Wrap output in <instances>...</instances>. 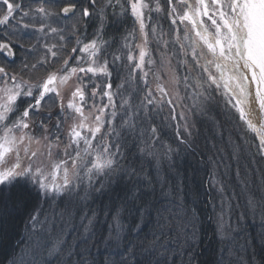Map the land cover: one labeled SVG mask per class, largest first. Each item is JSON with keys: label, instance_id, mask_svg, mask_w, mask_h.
Instances as JSON below:
<instances>
[{"label": "snow or ice", "instance_id": "1", "mask_svg": "<svg viewBox=\"0 0 264 264\" xmlns=\"http://www.w3.org/2000/svg\"><path fill=\"white\" fill-rule=\"evenodd\" d=\"M109 9L116 18L112 21L114 25L123 24L129 17L133 21L132 29L122 36L124 43L117 50H127L124 56L113 52L109 58L112 43L104 39ZM153 13L164 14L170 20L174 33L171 43L178 45L171 56L166 51L170 41L164 39L168 33L159 21L152 23ZM36 14L44 18L62 16L66 23L64 27L41 23L37 28L32 22ZM90 25L94 26L91 33ZM30 28L51 34L56 42L45 43L44 54L34 62L27 55L21 56L17 68L18 53L30 55L35 50V45L25 48L20 38L29 35L25 30ZM137 39L139 43L131 42ZM153 41L158 49L162 46L155 72L152 67L157 60L149 48ZM137 50L138 55H134ZM124 58L131 68V79L136 78L137 71L142 74L139 78L145 89L138 109H144V118L149 119L148 106L162 112L164 105H168V116L164 119L175 121L178 115L184 121L175 127L180 144L191 147L189 140L195 124L188 123L186 113L177 114V107L187 99L191 101L186 106L189 112L205 115L215 93L235 110L245 131L258 140L257 150L264 154V0H63L58 11L45 6L33 9L24 0H0V205L6 206L13 195L20 202L34 203L28 234L17 242L19 246L27 241L25 248L9 264H25L27 254H33V259L36 254L56 259L58 264H78L70 260L77 251L76 241L90 239L86 234L91 232L97 212L93 210L89 215L85 211L81 215L85 235L74 236L69 244L68 231L55 226L57 213L53 212L52 219L48 216L41 219L40 209L35 205L41 198L54 202L57 197L78 191L85 183V194L80 199L86 203L92 192L103 194L108 185L125 177L143 178L146 189H134L130 197L140 201L131 229L122 223L124 204L110 210L112 225L104 239L108 250L104 264H176L170 258L175 251L161 243L162 239L181 240V248L187 250L186 264H195L196 250L201 244L196 209L157 207L154 185L143 168L138 170L134 164L137 155H154L150 149L160 140L159 127L150 124L147 130L139 128L136 119L139 110L121 117L119 126L115 123L118 115L115 97L119 93L112 91L111 66ZM178 68L183 69V74ZM150 73L154 88L148 80ZM97 77L104 78L103 88L94 82ZM86 78L94 85L90 94H86ZM162 80L165 82L161 83ZM97 96L102 102L99 105L95 102ZM105 98L107 102L103 103ZM89 99L93 101L90 107ZM125 106L131 107L130 101L121 96L120 107ZM69 119L72 123L65 129ZM129 137L136 148L132 161L120 142ZM168 151H172L171 146ZM171 195L170 189L161 192L163 197ZM257 203L254 196L248 200L253 210ZM259 203L264 204V194ZM65 212L67 209L58 214L61 220ZM153 218L152 239L140 241L137 253L136 245L126 233L142 232ZM224 227L221 215L217 232ZM260 244L264 253V235ZM80 252L86 253L87 249ZM114 256H119V261ZM251 261L264 264L257 261L255 250Z\"/></svg>", "mask_w": 264, "mask_h": 264}, {"label": "rangeland", "instance_id": "2", "mask_svg": "<svg viewBox=\"0 0 264 264\" xmlns=\"http://www.w3.org/2000/svg\"><path fill=\"white\" fill-rule=\"evenodd\" d=\"M24 2L25 4L30 3L33 9L39 6H45L54 11H58L59 7L63 5V0H24ZM117 12H119L118 8ZM114 19L116 18L111 16V9H109V18L104 35V39L109 40V42L112 43V47L108 49L109 58L111 56V53L113 52H116V54L122 56L126 54L127 50H124L123 52H118L117 50L120 49L122 44L124 43L122 36L126 35L127 31H130L133 27V21L130 17L127 18L123 24L117 25H114L112 23ZM157 21H159V25L162 26L163 31L165 33H168V35H166L164 39L170 41L169 47L166 51H168L169 56H171L172 50L174 48H178V45H173L171 43V41L174 39V33L171 31L170 20L164 14L153 13L152 23L155 24ZM32 22L36 25L37 28L41 23L50 24L52 27H64L66 23L65 19L62 16L44 18L40 14H36L32 19ZM178 26L181 29H183L184 27L183 25H179V22ZM93 27L94 26L92 25L88 27L89 33L93 31ZM25 31H27L29 35H22L20 37L22 43H24L25 48H30L32 45H35V50L31 52L30 55L28 53H18L16 65L17 68L20 66L21 56L27 55L29 61L34 62L35 58H38L39 56L44 54L43 45L45 43L56 42V40L51 37V34L46 35L45 33H40L31 28ZM131 42L139 43L140 41L139 39H137ZM149 48L152 50L153 58L157 60V64L152 67V71L155 72L159 67L160 50H162V46L161 49H158L156 42L153 41L152 43H150ZM133 54L138 55V50ZM172 63L173 65L176 64V58L172 59ZM127 65L128 61L126 60V58H124L120 61H117L114 66H111V83L113 85L112 91L119 93V95L115 97L118 111V115L115 119L116 125L119 126L121 117L126 118L127 116L132 115L135 111L139 110L140 116L136 117L139 128L147 130L150 124H155L159 127L160 130V140L157 141L150 149L154 155L151 157L147 155L143 157L137 155L134 161L136 168L138 170L140 168H143L142 164L146 160L150 168V173H154V176L158 177L159 175H157V172H161L162 168H165L167 170L166 172H170L172 175L178 177V179L176 180V186L174 185L175 189L172 186L169 189L173 191L171 197H173L174 205L181 207L186 206L189 203L187 198H185V196L183 195V189L185 188L183 187L184 179L181 180V172H184L185 170H187L188 172L192 168H194V170L192 171L199 169V184L196 186L197 196L201 201L199 205L201 206L202 210H206L203 206V203L205 207L208 206L212 208L211 204L214 203L215 196H217L213 217L217 224L222 215L225 224L224 229L220 232H217V229H215L214 233H209L213 234L214 236V245L220 248L233 245L234 242H232V235H234V232L237 235V237L234 238L236 239L237 243L238 234H240L241 232H237L238 230L235 229L241 230V226L243 225V223L246 224L245 221L249 222L250 220L256 223V226L254 228L255 230L252 229L251 231L252 235H256V237L259 236L261 238V235L264 234V204H260L259 200L262 194H264V154H261L257 150L256 145L258 144V140L254 136V134L245 131L242 122L237 119L235 110L232 109L230 105H227L221 96L214 93L215 100L211 103L208 112L205 115L193 114L192 112H189L186 106L190 105L191 101L187 99L183 100L180 103V106L177 107V114H179L180 112L186 113L188 117V123L195 124V127L191 129L193 135L189 140V144L191 145V147L180 144L175 135V127L176 125L183 124L184 121L180 120L178 115L177 120L175 121L170 120V118L167 120L164 119L168 116L169 106L166 104L164 105V111L162 112L152 110V106H148L150 118L145 119V110L138 109L137 107L140 105V102L144 96V91L142 90L145 89V85L139 78L142 74L137 71L134 74L136 78L131 79L129 77L131 68H129ZM56 67H59V64H57ZM145 70H147V68ZM178 71L183 74L182 68H178ZM37 75H43V73H37ZM93 79L96 84H101V88H103V77H97ZM148 80L154 88L155 81L151 73L148 76ZM160 82L164 83L165 81L162 80ZM84 83L88 85L86 94H90L92 87L94 86L93 83L89 82L87 78L85 79ZM118 85H123V87L118 88ZM184 95L185 93L183 87L181 86V96ZM121 96H123L125 99H129L131 107H120ZM156 96L158 97L159 94L157 93ZM95 102L98 105L102 103L99 96L95 98ZM106 102L107 101L105 98L103 103ZM92 103V99H89L88 106L90 107ZM57 110L58 109H54V111ZM54 122L55 120H53V123ZM71 123L72 121L71 119H69L64 124V128L67 129ZM201 134L203 135L199 136ZM147 136L148 132L145 131V138ZM200 137L204 138L200 139ZM139 139L140 137L137 133V140ZM120 142L124 145V148L128 150L129 161H132V153L136 152V148L132 145V139L129 137L126 139H122ZM198 143L201 144L199 145ZM168 146H171V152L168 151ZM200 147L202 148L200 149ZM195 148L197 149V151ZM172 164L174 165L173 168L171 166ZM139 165H141V167ZM81 176H83V170H81ZM121 181L128 182V185L132 184V186H139L143 184L145 180L143 178L137 179L136 177L128 180V178L125 177L118 183L114 182L111 185H108L103 194L109 192V188H111L110 186L119 184ZM85 186L86 183L82 184L78 191H73L62 197H57L54 202H46L43 198H41L39 204L35 205V207H38L40 209L41 219H43L44 216H48L49 219H52V211L57 213L55 217V226L57 228H64L68 231L69 244L72 243L74 236L83 237L85 235L81 226L80 219L81 215L85 212L84 210L80 209L86 204L80 199V197L84 196L85 194ZM199 186L200 191L198 190ZM103 194L92 192L87 202L95 198L98 199L97 196ZM187 195H190V193H187ZM251 196H254L258 202L254 210L251 209L248 204V200ZM196 205H198L197 202ZM63 206L64 209H67L66 216L71 218L70 220L74 221L72 225L66 226L64 224V221L59 218L58 214L60 213V210ZM104 210L105 208H102L100 213L101 215L97 214L96 220L92 225L91 232L86 234L88 237H90V239H93L97 236V233L104 232L105 229L103 228H107L106 234L104 235L105 237L103 236L104 238L99 241L102 244H104V239L108 236L110 225H112V212H110L109 214H102L104 213ZM79 211L81 212L79 213ZM33 212L34 208L29 213V215L33 214ZM86 212L91 215L90 210H87ZM70 213H74V215L70 216ZM210 215L212 217V213ZM204 216L206 218V215ZM202 218L203 216L201 217V219ZM65 220H67V218ZM25 222V225L28 226L30 223L29 218L26 219ZM84 223L86 224L87 221L85 220ZM228 225H230V227ZM27 226L25 227L26 229L24 228L25 233H27ZM147 227L148 225L144 227L145 231H148ZM151 230V224L149 223V236L143 235L141 239H151L150 237H152V232L154 231V229L152 231ZM244 232H246L244 234V237L248 236L246 229L244 230ZM23 236L25 237V235ZM246 238H242L243 240H239L240 243H247V241L245 240ZM90 239H88L87 242ZM78 241L79 243L84 242L83 240ZM164 241L165 240H161V243L163 242L166 244L167 241ZM26 243L27 241L21 243L20 247L24 249ZM102 247L103 246H101L100 248ZM92 249H96V247L90 245L89 250ZM181 250L184 249L181 248L180 244V247H178L177 251L179 252ZM19 251V254H21V250ZM236 255L238 254L232 253L229 255V257H234V259L237 261L238 258L236 257L238 256ZM114 258H119V256H114ZM220 263L225 264V262ZM7 264H9V262Z\"/></svg>", "mask_w": 264, "mask_h": 264}, {"label": "trees", "instance_id": "3", "mask_svg": "<svg viewBox=\"0 0 264 264\" xmlns=\"http://www.w3.org/2000/svg\"><path fill=\"white\" fill-rule=\"evenodd\" d=\"M203 134L199 135L202 136ZM204 137H200V139H203ZM202 143V142H201ZM201 143H198L199 145ZM202 147H200L201 149ZM196 149V148H195ZM197 151V149H196ZM209 151V150H208ZM135 161V160H134ZM141 167V165H139ZM173 168V164L171 165ZM190 166V165H189ZM143 172L145 175H147L152 185L155 187V205L157 207H163V208H171L174 205L173 197H163L161 196L162 191H168L169 188L172 186L174 189V185L176 186L177 179L175 175H172L170 172H166L167 170L165 168H162L161 172H157L158 177L154 176V173H150V168L147 164V161L143 162L142 164ZM194 168L190 169L188 172L185 170L184 172H181L182 177L181 180L184 179L183 189L184 193L183 195L189 203L186 207H194L197 211L199 216V235L201 244L200 247L196 250V261L195 264H221L220 262H225V264H252L251 258L253 255V251L256 252L257 261L261 262L264 261V253H261V244H260V237H256V235H252L251 231L252 229L255 230L256 223L254 221H245L246 224L243 223L240 229L237 232H241L238 234V239L236 243L237 235L234 232V235H232V239L234 242L233 245H230L229 247H216L214 245V239L213 234H209L210 232L214 233L216 228V221L214 220V207L215 202L217 201V196H215L214 203L211 204V207H205L204 203L203 206L206 210H202L199 203L201 201L198 199L197 196V189L196 186L199 184V176L198 172L199 169ZM160 180V182H159ZM161 185H163V188H161ZM109 192L103 195H98V199H92L91 201L86 202L85 206H82L80 208L81 210L87 211L90 210L91 212L95 210L98 215H101L102 208H105L104 213L102 214H109L110 210H114L115 208L119 207L121 204H124V209L121 212L122 217V223L126 226L127 229H131V226L136 223L135 219V207L136 205L140 204V201H133L130 199L133 190L139 189L140 191H144L146 189V182L144 181L143 184L139 186H132L128 185V182H120L119 184H116L114 186H110ZM193 188V189H192ZM173 189V190H174ZM198 190L200 191V186L198 187ZM173 193V191H171ZM187 193H190V195H187ZM140 193L137 192V195ZM151 197H149L150 199ZM191 201V202H190ZM196 202L198 205H196ZM61 207V206H59ZM34 208V203L29 202H20L18 201L17 197L13 195L12 199L7 203L6 206L0 205V264H7L13 256L19 257V250H22V248L17 246V242L20 241L24 236L28 233L24 232V228L27 226L25 225V220L29 218V213ZM58 208V207H57ZM64 211V206L61 208L60 212ZM81 211H79L80 213ZM106 212V213H105ZM53 213V211H52ZM56 213V212H55ZM206 213V214H205ZM212 213V217L211 214ZM67 212L65 213V219H63L64 224L66 226L72 225L74 223L73 220H70L71 218L67 217ZM206 215V218L205 216ZM154 216V214H153ZM203 218L201 219V217ZM78 217V216H77ZM151 228L154 229L155 220L151 221ZM154 224V225H153ZM107 227V226H106ZM26 229V228H25ZM105 229L103 233L99 232L97 233V236L93 239H90L88 242L79 243L77 240V251L76 254H74L70 260L73 262H78V264H104L105 258L108 256V250L105 247V243L102 244L99 241H101L102 238H104L107 228ZM149 231V224L147 227ZM247 230V235L244 237V230ZM151 230V231H152ZM148 231H145L143 228L142 232H134L129 231L126 234L130 236L132 239V242L136 245L137 253H139L140 250V241L150 240V239H141L143 235H148ZM257 231V230H256ZM255 231V232H256ZM264 235V234H263ZM104 236V237H103ZM152 239V237H150ZM242 238H246L245 240L247 243H240L239 240H243ZM249 238V240H248ZM163 240V239H162ZM165 242V241H164ZM163 243V242H162ZM180 244H182V241L176 240V241H167L166 246L170 249L175 251V255L171 256L170 258L175 260L176 264H186L188 255L187 250H181L177 251L178 247H180ZM94 246L96 249L89 250V247ZM227 245V244H225ZM103 246L102 248H100ZM87 249L86 253L81 254L80 249ZM238 254L236 256L237 261L234 259V257H229L230 254ZM117 261H119V258H115ZM25 264H58V261L56 259L48 260L46 257H42L39 254H36L33 259V254H27L24 256ZM239 262V263H238Z\"/></svg>", "mask_w": 264, "mask_h": 264}]
</instances>
